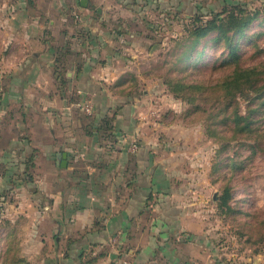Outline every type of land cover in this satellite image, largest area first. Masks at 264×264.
<instances>
[{
    "label": "crops",
    "instance_id": "crops-1",
    "mask_svg": "<svg viewBox=\"0 0 264 264\" xmlns=\"http://www.w3.org/2000/svg\"><path fill=\"white\" fill-rule=\"evenodd\" d=\"M12 2L7 27L27 46V162L7 148L21 137L0 135V215L36 220L27 264H113L115 235L134 264H169L170 215L184 212L167 210L173 172L170 150L151 135L157 122L145 131L151 87L135 67L149 41L103 19L94 0ZM133 75L146 86L139 93ZM103 115L114 118L112 134L98 129Z\"/></svg>",
    "mask_w": 264,
    "mask_h": 264
},
{
    "label": "rangeland",
    "instance_id": "rangeland-1",
    "mask_svg": "<svg viewBox=\"0 0 264 264\" xmlns=\"http://www.w3.org/2000/svg\"><path fill=\"white\" fill-rule=\"evenodd\" d=\"M12 1L0 0V135L21 137L7 148L16 151V162H27V46L16 41L18 29L7 27ZM100 5L103 19L150 43L135 67L151 87L145 131L157 122L151 135L170 150L173 172L167 210L184 212L181 218L170 215L169 264H264V0H94L95 8ZM235 7L259 13L239 39L240 61L229 64V51L214 47L210 35L193 49L194 56L203 50L198 64L192 58L186 71L177 72L192 23ZM238 65L257 72L227 90L220 83ZM175 75L202 85V91L188 94L193 102L166 83ZM129 83L138 93L146 87L136 75ZM227 187L233 208L228 212L220 206ZM35 222L29 215H0V255L11 238L15 256L27 264V233Z\"/></svg>",
    "mask_w": 264,
    "mask_h": 264
},
{
    "label": "trees",
    "instance_id": "trees-1",
    "mask_svg": "<svg viewBox=\"0 0 264 264\" xmlns=\"http://www.w3.org/2000/svg\"><path fill=\"white\" fill-rule=\"evenodd\" d=\"M259 17L258 11L251 12L245 9L244 7H235L232 9H226L223 13H219L217 17L212 19H206L199 17L194 23H192V27L188 29L190 36V43L187 45L189 48H186L178 57L177 63L180 64L183 61L184 65L177 66L176 71L182 73L186 71L188 67L191 65L188 61L194 58L193 66H196L198 62L203 58L202 52L197 51V54L193 55V49L199 43L202 42L203 39L207 38L210 35H214V47H223L226 48L228 53V58L231 59V63L229 64H237L241 59V48L239 39L246 33L249 29L251 23ZM264 33V32H262ZM83 34H86L83 32ZM189 38V37H188ZM257 41V40H255ZM256 44V42H253ZM180 45H184L185 43H181ZM180 61V62H179ZM241 66L238 65L234 70L233 74L225 78L220 84L225 87L227 90L233 89L234 87L242 86L244 83L249 82L252 79V76L257 72V69H240ZM174 79L167 80L166 83L169 84L173 92H176L178 95L188 97L192 102L195 100L193 97H189L188 94L196 93L197 90L202 91V85L196 83L187 82L184 76L179 77V75H175ZM135 80V79H133ZM244 117L240 116L238 119L241 120ZM114 118L109 117L108 115H103L101 120L103 122L102 125L98 127V129H102L104 134L108 132V134H112L114 132V126L112 125V120ZM88 126H93L94 120L92 118L88 119ZM246 126H249L246 125ZM230 188L227 187L224 195L221 197L220 206L222 208L227 209L228 211H233L231 207V192ZM235 212V211H234ZM240 213V211H238ZM12 239L9 238L7 246L5 248V252L0 255V264H22L24 260L22 258H18L15 256L14 252L15 246L11 245Z\"/></svg>",
    "mask_w": 264,
    "mask_h": 264
},
{
    "label": "built area",
    "instance_id": "built-area-1",
    "mask_svg": "<svg viewBox=\"0 0 264 264\" xmlns=\"http://www.w3.org/2000/svg\"><path fill=\"white\" fill-rule=\"evenodd\" d=\"M77 16V15H76ZM94 101L92 100V97L88 99L87 102L83 104L84 109L91 113V111L94 109ZM138 148V143L137 141H134L132 145V149L136 150ZM111 247L114 249V251L117 252L118 258L113 264H134L133 257L130 254L129 250L123 248L121 245V236L120 235H115L111 239L110 242Z\"/></svg>",
    "mask_w": 264,
    "mask_h": 264
},
{
    "label": "water",
    "instance_id": "water-1",
    "mask_svg": "<svg viewBox=\"0 0 264 264\" xmlns=\"http://www.w3.org/2000/svg\"><path fill=\"white\" fill-rule=\"evenodd\" d=\"M83 1H85V0H83ZM63 157H65L66 158V155H63ZM66 164V162L65 161H63V165H65Z\"/></svg>",
    "mask_w": 264,
    "mask_h": 264
}]
</instances>
